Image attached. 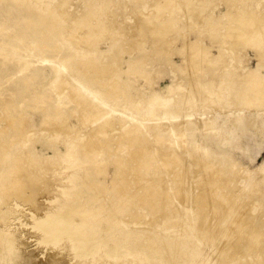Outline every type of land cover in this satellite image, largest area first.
<instances>
[{
    "label": "rangeland",
    "instance_id": "374dc122",
    "mask_svg": "<svg viewBox=\"0 0 264 264\" xmlns=\"http://www.w3.org/2000/svg\"><path fill=\"white\" fill-rule=\"evenodd\" d=\"M38 1L39 4L35 10L27 11V3L23 0H0V187L13 184V180L9 177L12 165L11 156L24 152L22 142L23 137L26 135H28L27 139L30 143L28 144L30 155L33 158H61L63 162L62 168L58 170L60 177L55 178L56 180L53 179L48 189L43 185L40 187L38 190L40 194L36 197V202L32 203L33 206L23 204L20 201H16L15 204V201H12L2 208L0 231L4 230L7 233L16 234L23 244L21 249L25 252L21 258L16 260L17 262L19 260L18 264H26L25 262L27 264H45V261L47 262L50 258H55L58 261V256L74 255L73 251L69 250L68 241H63L56 246L48 245L46 247L42 245L39 240L42 234L32 227L33 220L41 217L47 211L55 209L56 204H51L49 201L55 199V197H62L58 190L68 184L65 179L67 176H71V179L72 176L74 178L72 180L73 187L69 191L74 199L68 202V206H84L85 210H98L97 214L89 216L88 224L93 227L92 229L96 230L99 227L97 219H102L104 220L102 226L111 228L110 234L117 233L131 238V234L137 233L136 229L131 230L132 226L135 227V224L127 221L133 212L136 213L142 209L138 206L133 207L132 204L136 202L135 195L141 192V189L137 188L136 182L141 181L145 185L153 184L155 187L168 191L171 188L166 184L171 178L169 171H171L172 165L168 160H166L167 162L164 161L163 156L166 155V159L177 157V151L175 153L170 147L175 146L180 140L172 135L170 131L172 126H170L169 121V118L172 119V116L175 115L176 117L177 115L172 114L169 116V114L161 112L158 105L154 106L157 109V116L150 120L149 124L147 123V127L149 133L151 132L153 137L156 136L160 140L158 147H155L150 142H146L148 135L142 131L141 127L140 129L136 128V139L129 143L126 142L128 139L124 138L125 131L120 127V121L122 120L120 114L130 119L136 113L134 105L140 102L143 105H148L150 100L155 97L164 99L168 96L167 86L185 88L189 85V79L182 75L177 68L171 66L168 61L171 52L182 46L180 33L171 36V39H177L171 49L164 47L160 43V39L156 41V45L154 44L152 36L154 29L145 21L151 17V11L147 12L142 8L144 2L152 4L153 1L117 0V9L115 8V11L111 12L109 20L112 21L116 15L121 22L117 29L124 33L116 37V41L111 29L108 28L109 30H104L103 40L97 44L95 43L93 48L87 46L78 48L75 46L76 42L71 40L69 32L62 30L64 23L72 25L69 20L63 19V22L58 26L59 31L57 34L44 35L41 25L35 22V15L37 16L41 12L49 13L50 11V14L58 13V4L62 3V0ZM34 2H37V0H30L29 3ZM80 2L81 0H72L68 4V11L74 17L77 16L78 11L76 9ZM198 6L201 7L200 4ZM244 6L245 4L243 5V2H240L237 8L242 9ZM173 9L176 14L183 16L182 7ZM226 10L224 2H220L214 10V14L219 15L226 12ZM80 23L82 21H75L76 28L81 29ZM181 24L185 26L186 20L182 19ZM82 35L83 32H80V36ZM191 37L193 40L195 39V35ZM208 41V39L204 40V42L209 43ZM109 51L111 53L107 54ZM88 53L92 55V60L87 61L84 59V54ZM213 53L218 55L216 49ZM241 54L249 59V64H247L249 67H256L257 61L252 50L242 51ZM226 56L230 59L231 54L226 53ZM59 59L68 61L66 64V74H69L67 87L53 84L56 76L52 71V65L59 66ZM116 59L119 70L113 73V78L118 81L119 90L112 98L104 97L102 100L112 106L115 112L108 117L107 121L93 122L94 118L92 116L96 113V108L87 107V103H76L75 98L77 97L72 95L73 90L71 88L72 86L79 88L80 84L85 88L91 86L94 91L104 95L105 89L100 88L97 84L98 75L94 74L91 78H86L84 74L85 72L89 73L91 68L96 66V63L101 62L104 65H109ZM171 60L178 67L183 68V59L178 55L173 56ZM83 61H86L87 67L82 68ZM136 61L142 62L143 72L149 75L148 81L139 77L140 75L125 74L129 66H139ZM62 92L63 94L59 96ZM79 94L84 93L82 91ZM182 94L181 91H177L171 98L178 100L182 97ZM127 99H133L134 103L127 105ZM88 100L89 103L92 102L91 98ZM95 103L97 104L96 101ZM160 103L162 104V102ZM212 109L209 108V111L206 112V115L212 120L209 124L200 121L192 127L189 124L181 127L177 125L174 126L175 132L181 134L186 131L187 146L197 160L204 159L216 163L217 168L215 170L219 169L217 172L221 174L220 179L216 181L218 189L214 199L216 202L220 201L224 207L230 208V195L232 193L230 187L235 182H239L240 186L249 187L252 184L251 181H253L255 185L259 186L258 188L262 192L261 196L250 194V197L255 201V205L249 211V216L254 217V222L258 221L257 225H262L261 232H264V114L259 113L260 116L256 113L238 115L239 113L236 111L232 114H229V111L226 113L215 112L214 115L210 114ZM190 111L196 113V110ZM134 117H136L137 122H144L142 115L135 114ZM193 117L196 119L197 115L194 114ZM65 120H67L68 127L76 134L73 142L69 141L65 135L59 138L56 136L60 129V123ZM125 120L129 127L131 122L128 119ZM150 125L152 128L158 129L150 130ZM164 126L166 127L165 130ZM101 127L107 130L105 132L107 134L98 136ZM83 138L90 139L97 148L94 151L89 148H80L81 151L78 154L79 165L75 167L72 165L67 169L68 164L71 162V159L66 156L68 148L78 146ZM119 141H122L121 144H119ZM138 146L151 147V149L145 156L137 158L146 165L141 166L140 172L135 174L132 171V165H136L137 162L130 159L129 154L139 148ZM6 157L10 159L8 160ZM117 160H119L118 163ZM185 163L191 166L194 162L188 158ZM230 164L233 166L231 174ZM120 168H126V172L122 177L117 173ZM242 170L249 174L250 181L246 182L241 174ZM190 172L189 184L183 193L188 197L189 202L185 208L178 209V218L182 222L178 225L177 231L180 239L188 233L194 234V228L188 219V215L192 208L193 180L196 178L197 173L193 171L192 174V171ZM127 183L130 184L129 189H125L124 193L118 195L116 190ZM249 189L241 191L245 194L243 200H248ZM125 201L132 202L125 205ZM151 203H157V199L153 198ZM143 208L147 218H140L139 223L146 226L147 220L152 215L147 203L144 204ZM14 213L18 215L15 216ZM17 217L20 219L19 221H16L18 220ZM207 218L209 226L219 225L222 222V226L213 233L215 236L228 235L226 239H222L221 236L214 247L202 246L206 260L214 258L217 254H224V248L232 246L235 242V236H230V233L234 230L232 228L230 230L231 218L233 217L226 218L225 216L221 220H219L220 215L214 218L208 216ZM4 221L6 222L4 223ZM78 223L80 224L79 221ZM3 224L8 225V227ZM10 224H12L11 227ZM157 224H160L161 228H165L169 224L164 214H158L152 226L149 225L144 230L148 231L156 227ZM171 224H174V221ZM246 229L253 231L254 226L243 227V231ZM248 238L250 239L251 235ZM241 250L242 244L235 248L237 253H241ZM256 250L254 249L248 256V259L255 260L254 264H258ZM71 258L66 257L65 261L59 264L109 263L105 254L101 258L96 257V263L93 262L94 258L87 257L86 261H84L85 259L76 261L77 259ZM201 258L203 257L201 256ZM199 261H194V264ZM13 264L15 263L13 262ZM109 264H122V262Z\"/></svg>",
    "mask_w": 264,
    "mask_h": 264
},
{
    "label": "bare ground",
    "instance_id": "6f19581e",
    "mask_svg": "<svg viewBox=\"0 0 264 264\" xmlns=\"http://www.w3.org/2000/svg\"><path fill=\"white\" fill-rule=\"evenodd\" d=\"M23 1L27 3V11L35 10L39 4L38 0L34 3H29L30 0ZM70 1L72 0H62V3L58 4L59 11L56 14H50V8L49 13L41 12L39 15H35V22L41 25L44 35L57 34L59 31L58 26L63 22V19L72 22V25L64 23L62 30L69 32V37L76 42L75 46L78 48L83 46L93 48L95 43L97 44L103 40L105 35L104 30L108 28L111 29V33L115 36L116 41V37L123 35L124 32L117 29L121 24L120 19L115 15L112 21L109 20L111 12L115 11L117 0H81L77 6L76 10L78 12L75 17L68 11ZM151 1H153L152 4L144 2L142 8L147 12L151 11V17L145 21L154 29L152 32L154 44L156 45V41L160 39V43L164 47L171 49L177 41V39H171V36L173 37L178 32L180 33L182 46L171 52L168 61L171 66L177 68L182 75H185L189 79V85L185 88L167 86L166 92L168 96L164 99L155 97L150 100L148 105H143L141 102L134 105L135 114L142 115L144 122H137L136 117H134L135 114L130 119L120 114L122 117L120 127L125 131L124 138L128 139L126 142L129 143L136 139V128L140 129L141 127L142 131L148 135L146 142H150L153 146L158 147L159 138L153 137L147 127V123L149 124L150 120L157 116V109L154 106L158 105L161 109L160 111L169 114V116L172 114L177 115L176 117L175 115L172 116V119L169 118L170 126H172L170 131L172 135L180 140L175 146L170 147L175 153L177 151V157L166 159V155L163 156L164 161L168 160L172 165V169L169 171L171 178L166 184L171 188L168 191L155 187L153 184L145 185L141 181L136 182L137 188H140L141 192L135 195L136 202L132 203L134 206H131H138L142 209L136 213L133 212L132 216H129V219H127L128 222L135 224V227L132 226L131 230H137L136 234L130 233L132 236L128 238L122 234H110L111 228L102 226L104 222L102 219H97L99 227L96 230L92 229L93 227L88 224L89 216L97 214L98 210H85L84 206H68V202L74 199V196L69 193L70 188L73 187L72 180L74 178L73 176L72 179L71 176L65 177L68 184H65L58 190L62 197L48 200L51 204H56L55 209L52 208L53 210L47 211L39 218H36L33 214L36 219H32L34 221L32 227L35 231L42 234V237L40 236L41 238L39 239L42 245L46 247L48 245L56 246L63 241H68L69 250L73 251L74 255L70 254L64 257L57 255L59 257L58 261L55 258L51 259L49 257L50 260L45 261V264H59L62 261L64 262L66 257L77 259L76 261H83L82 259L86 261L87 257L94 259L96 257L101 258L103 254H105L109 263L122 262V264H194V261L198 260L200 261L195 264H218L219 262L220 264H254V259H248V256L254 249H257L256 258L258 264H264V232H261L262 225H257L258 221L254 222V217L249 216V211L255 205V201L250 197V194L261 196L262 192L259 190V186L255 185L253 181H251L252 184L249 187L240 186L239 182H235L230 187L232 191L230 195V208L224 207L220 201L216 202L214 200L218 193L216 181L220 179L221 175L217 172L219 169L215 170L217 168L216 163L204 159L197 160L187 146L186 131L177 134L174 127L177 125L181 127L187 124L192 127L200 121L204 124H209L212 121L206 115L209 108H213L210 114L214 115L215 112L226 113L229 111V114L236 111L239 113L238 115L245 113L264 114V0ZM220 2H224L227 10L224 13L216 15L214 14V10ZM240 2H243V5L245 4L242 9L237 8ZM175 7L183 8V16L176 14V11L173 9ZM182 19L186 20L185 26L181 24ZM77 20L78 22L79 20L82 21L79 24L81 25V29L76 28L75 21ZM80 32H83L82 36H80ZM192 35H195L194 40L191 37ZM205 39H208L209 43L204 42ZM214 49L217 50L218 55L213 53ZM249 49L254 52L257 61L254 68L247 65L249 64V59L243 57L241 54L242 51ZM110 53L111 51L107 54ZM226 53L231 54L230 59L226 56ZM177 55L183 59V68L178 67L171 60L173 56ZM84 59L88 61L93 58L88 53L84 54ZM59 61V66L52 65V71L56 76L53 84L67 87L69 74H66V64L68 61L66 59H59ZM85 62L83 61L82 68L87 67ZM136 63L139 66H129L125 74L132 76L140 75L139 77L148 81L149 75L143 72L142 62L136 61ZM95 65L89 73L85 72L84 75L86 78H91L94 74H97V84L100 88L105 89L104 95H100L97 91H94L91 86L85 88L81 84L79 88L72 86V95L77 97L75 98L76 103H87V107L96 108L97 111L92 116L94 118L93 122L99 120L107 121L108 117L115 110L102 100L104 97L112 98L119 90V83L113 78V73L119 70V64L116 59L109 65H104L101 62ZM82 91L84 94H79ZM177 91L183 93L182 97L178 100L171 98ZM62 94L63 92L59 96ZM90 98L92 102L89 103L88 99ZM130 103H134V100L127 99L126 104ZM190 110H196V113H191L192 111ZM194 114L197 115L196 119L193 117ZM125 119L131 122L129 127ZM149 128L150 130L158 129L152 128L151 125ZM163 128L165 130L166 127L164 126ZM106 131L101 127L98 136L107 134L105 133ZM63 135L69 141H75L76 134L68 127L67 120L60 123L59 132L56 134L57 138ZM27 138L28 135L23 137L24 152L11 156L12 165L9 177L13 180V184L0 187V215H2L3 206L9 205L12 201H15V204L16 201H20L23 204H31L33 206L34 204L32 203L36 202V197L40 194V191H38L40 187L43 185L48 189L53 179L56 180L55 178L60 177L58 170L63 165L61 158H33L30 155L28 146L30 143ZM121 142L119 141V144ZM83 147L89 148L91 151L97 148L90 139L86 138H83L78 146L69 147L66 156L71 159V162L68 164L67 169L72 165L74 167L79 165L78 154H80V148ZM138 147L134 152L129 154L130 159L137 162L136 165H132V171L135 174L140 172L141 166L146 165L144 162L137 160V158L145 156L151 149V147ZM188 158L194 162L193 165L189 166L185 163ZM118 162L119 160H117ZM232 170L233 166L230 164V174ZM190 171H192V174L193 171L197 173L196 178L193 180L194 196L191 201L192 208L188 215V219L194 228V234L188 233L184 238L180 239L177 231L178 225L182 222L178 218V209L185 208L189 202L188 197L183 195V193L189 184ZM125 172L126 168H120L117 173L122 177ZM241 174L244 176L246 182L250 181L249 174L245 170H242ZM129 187L130 184L127 183L117 189L116 193L120 195V193H124L125 189L128 190ZM248 188H250L248 192L249 198L248 200H243L245 194L241 193V191L248 190ZM153 198L157 199V203H151ZM130 202L132 201H125V205ZM146 203L149 205L152 217L147 220V225L144 226L139 223V220L142 217L147 218L145 209L143 208ZM158 214H164L169 224L166 227L163 226L165 228H161L160 224H157L156 227L145 231L144 229L149 225L152 226ZM219 215L221 216L219 220L225 216L226 218L233 217L231 218L230 230L231 228L234 230L230 233V236H235V242L232 246L224 248V254H217L214 258L206 260L202 246L209 245L210 247H214L221 236L222 239H226L228 235L215 236L213 234L222 226V222L219 225L211 226L207 223L208 216L214 218ZM172 221H174V224H171ZM12 224H10V227ZM8 225L4 226L8 227ZM252 225L254 226L253 231L251 230L252 232L248 229L243 231V227L249 228ZM250 235L251 238L249 239L248 236ZM0 244L2 246L0 250V264H13V262L18 264L19 260L18 262L16 260L21 258L25 252L21 249L23 244L18 236L1 230ZM241 244V253H237L235 248ZM107 259L104 260L106 261ZM25 261L27 260L25 259ZM96 261L97 259L93 262L96 263ZM25 263L27 264V262Z\"/></svg>",
    "mask_w": 264,
    "mask_h": 264
}]
</instances>
